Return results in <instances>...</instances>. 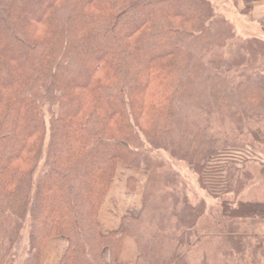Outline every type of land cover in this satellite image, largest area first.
I'll use <instances>...</instances> for the list:
<instances>
[{
  "label": "trees",
  "instance_id": "trees-1",
  "mask_svg": "<svg viewBox=\"0 0 264 264\" xmlns=\"http://www.w3.org/2000/svg\"><path fill=\"white\" fill-rule=\"evenodd\" d=\"M249 36L210 0H0V264H40L57 236L69 239L60 264H120L127 233L136 264H188L180 247L200 214L156 153L186 162L211 191L208 167L215 177L233 165L238 180L215 122L264 144V39ZM119 165L145 173L142 208L103 234ZM221 213L264 220V202L223 200Z\"/></svg>",
  "mask_w": 264,
  "mask_h": 264
},
{
  "label": "rangeland",
  "instance_id": "rangeland-1",
  "mask_svg": "<svg viewBox=\"0 0 264 264\" xmlns=\"http://www.w3.org/2000/svg\"><path fill=\"white\" fill-rule=\"evenodd\" d=\"M210 1L216 13L229 18L234 23L236 32L243 37L247 36V40H250L248 39L249 33L245 34L247 32L243 31L241 27L243 23H247L246 20L235 18L232 14L237 11L238 0ZM246 12L249 10H245ZM238 45L239 43L231 45L228 51L233 54ZM248 61L249 68L256 67L257 62L252 57L249 56ZM258 61L264 62L261 57L258 58ZM220 123L215 122V133L218 137L228 139L232 143V145L221 147L220 152L228 153L229 157L225 158L234 161V166L240 169L241 175L238 180L232 181L236 172L231 169L233 165L223 168V171L217 172L215 177L212 172L215 168L208 167L206 181L211 186V191L209 188H204L199 175L186 162L172 159L168 152L159 151L156 153L158 157H162L166 161L168 169L180 175L177 187L183 191L181 198L197 207V213L200 214L194 230L189 232H195V235L191 237L190 244L180 247V250L184 251L188 264H264V220L260 218H231L223 216L221 213L223 200L230 201L234 205L239 201L264 202V181L259 173L261 164L264 163V144L253 141L251 134L246 130L241 132L230 124ZM213 163L216 166L226 165L218 164L217 161ZM223 176L225 177L223 178ZM225 181H227V185H225ZM227 190L228 192H226ZM174 222L175 220H173ZM144 228L143 231L147 235L157 231L154 226L149 224H146ZM183 230L184 233L187 232L184 228L180 231L171 228L168 233L179 235ZM231 237L236 238L238 242L232 241ZM27 240L28 227L24 230L18 244L16 261L24 258ZM177 243L176 240L168 242V249L172 251Z\"/></svg>",
  "mask_w": 264,
  "mask_h": 264
},
{
  "label": "crops",
  "instance_id": "crops-1",
  "mask_svg": "<svg viewBox=\"0 0 264 264\" xmlns=\"http://www.w3.org/2000/svg\"><path fill=\"white\" fill-rule=\"evenodd\" d=\"M245 10L249 12L245 13ZM236 12L232 13L235 18L239 17L240 20L244 18L247 22L241 25L242 30L247 32L245 34L257 35L264 39V0H238ZM145 183L146 175L142 170L124 165L118 166L109 193L98 214L101 233L108 234L117 230L121 219L125 216L136 217L138 215L142 208ZM68 247L67 237L51 238L46 244L40 264H60ZM138 254L136 239L128 233L125 234L122 239L119 263L136 264ZM105 259L110 261V249H106Z\"/></svg>",
  "mask_w": 264,
  "mask_h": 264
}]
</instances>
